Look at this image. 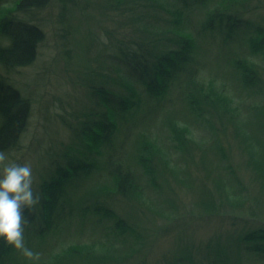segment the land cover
<instances>
[{
	"label": "rangeland",
	"instance_id": "374dc122",
	"mask_svg": "<svg viewBox=\"0 0 264 264\" xmlns=\"http://www.w3.org/2000/svg\"><path fill=\"white\" fill-rule=\"evenodd\" d=\"M134 1L125 0L124 4L127 5L124 8H130L128 4L136 6ZM141 1L151 4L149 0ZM153 1L162 3V0ZM165 1L169 3L168 8L172 9L170 1ZM212 1L215 5L218 0ZM110 4L109 0H51L49 7L32 19L39 22L43 32L35 59L28 66L16 68L9 75L12 84L29 97V118L19 146L5 153L12 162L31 165L33 191L38 195L39 186L43 184L42 175L49 181L56 165H64L66 158L78 160L83 155H90L93 142H89L90 147L87 146V141L78 137V133L81 122H87L86 117L98 109L89 90L106 84L126 98L127 105L135 106L136 109L128 124H118L112 151L115 149L114 153L121 156L122 163L125 166L129 164L140 176L134 186L139 189L136 192L132 190L134 196L129 193L125 197L117 193L114 190L115 177L104 167L102 153L99 151L93 156L91 153L95 161L94 167L82 178L83 186L75 192L78 194H68L72 216L42 237H24L26 246L40 253V259L28 260L16 250L11 254V259L2 264H172L179 258L184 259L179 264H190L189 260L185 261L186 258L195 264H203L207 258L204 248L208 242L228 237L227 233L231 229H238L235 225L240 228L252 227L245 225V222L254 221L251 216L234 219L237 217L235 214L249 215L253 211L258 215L257 220L264 221V188L260 182L255 184V169L250 168L248 156L241 145V137L233 128L235 120L234 123L227 122L233 114L227 112L225 104L234 103L240 118L251 117L256 124L251 123V126L259 135L258 142L264 146V120L258 124L259 121L253 119L257 112L264 115L263 54H252L239 49L232 51L224 47L218 49L216 34L202 35L195 31L193 25H197L199 20L195 27L197 29L205 14L193 8V1L188 0V7L182 6L181 9L186 17L188 14L193 27L190 29L184 25L192 35L187 38L190 39L191 54L199 70L196 83L201 82L204 88H212V91L215 88L216 92L213 95L202 90L187 94L185 91L180 93L179 86H173V90L157 102L148 96L145 85L129 76L122 66H116L115 57L110 56L111 46L121 38H132L138 44L144 43L159 51L160 47L156 46L152 34L154 30L147 28L143 32V25L141 27V24H134L127 17L129 15H123L128 13L123 7L120 8V14L113 15ZM244 4L248 7V15L250 7L254 14L260 13L259 22L264 29V0H246ZM173 8L177 9L174 4ZM144 12L148 22L150 17H154L156 21H173L174 24V16L163 5L157 12L149 11L148 8ZM156 21L152 20L151 23ZM138 27L142 29L139 31ZM154 27L155 25L150 26L156 29ZM159 27L167 29L169 24H159ZM133 32L139 34L133 36ZM247 66L248 78L243 69ZM114 69L118 73L122 71L121 76L129 82L115 78L117 74L113 72ZM256 80H260L263 89L249 87ZM208 93L214 99L212 96L207 97ZM187 95H197L206 100V105L195 109L193 114L185 101ZM95 119L97 120L93 117ZM67 123L71 124V130ZM175 123L188 128L193 137L206 143L207 170L204 168L207 162L205 166L197 162L203 155L195 152L196 162L192 157L194 166L188 170L191 171L190 177H186V169L192 162L185 164L183 156L169 147L171 142L168 136L170 130L175 128ZM209 125L221 134L220 140L212 138ZM141 133L156 136L160 143L169 147L170 162L178 164L183 170L182 180L175 182L166 177L163 165L161 167L157 157H154L150 162V171L156 175L154 184L159 186L158 190L162 193L164 191L162 196L156 195V187L151 184V180V183L144 181V178L140 180L143 170L136 157L142 147L141 143L138 144ZM214 140H219L233 170L243 180L239 188L247 194L242 201L240 193L237 195L236 191L232 192L236 196V203L229 199V206L225 199L226 194L231 196L229 187L224 189L225 184L221 185L217 181V178H223V182L226 180L229 183L226 171L217 165L227 162L221 161L208 148L213 145ZM261 153L264 154V148H261ZM254 157L257 158V155ZM251 162L254 163V160ZM212 163L217 166L213 167ZM208 174L209 178H215L213 184ZM200 182L206 187L200 188ZM235 189L233 186L232 190ZM202 200L205 201V206L201 203ZM151 209L157 212L153 214ZM106 212L117 216L118 222L104 216ZM92 244L97 246L92 248ZM183 252H186V256H183ZM241 264H246V261Z\"/></svg>",
	"mask_w": 264,
	"mask_h": 264
},
{
	"label": "trees",
	"instance_id": "16d2710c",
	"mask_svg": "<svg viewBox=\"0 0 264 264\" xmlns=\"http://www.w3.org/2000/svg\"><path fill=\"white\" fill-rule=\"evenodd\" d=\"M109 1H111L110 10H114L115 7L122 9V7H125L124 5H127V3L124 4L125 0L122 2L121 0ZM169 1L172 9L168 8L169 3L165 0H162V3L158 2L159 4L153 0H149L151 4H147L141 0H135L134 3H136V6L128 4L130 8H124L128 10V13L124 15L132 13L133 15H140L139 17H143L142 15H146L144 12L146 8H148L149 11L153 10L157 12L163 5L164 8L174 16V24L177 25L179 22L178 25L183 27H178L177 30H174L176 38L170 39L171 44L169 45H172L170 51L173 55L171 58H169L166 53H164V56L158 57L154 47L149 48L146 44H138L133 40H125L122 43L119 41L116 42L111 46L110 56L112 55V57H115L116 66H122L124 70L128 72L129 76L142 85H145V87L148 88V96L151 99H155L157 102L159 99L164 98L167 92H171L173 86L176 88L179 86L178 89L180 93L185 91L187 94H194L197 91L204 90L214 95L216 92L215 88H213L212 91V88H204L201 82L196 83L199 70L191 54L190 39L187 38L192 37L190 31L192 25L190 19L184 15V11L181 9L182 6L188 7V5H186L188 0ZM192 1L193 8L204 13L206 23L221 36L222 40L217 44L218 49L221 47L230 48V45H226V43L223 42H227L238 32L243 33L253 28L254 31H256V39L259 42L257 45H252L251 48L249 47L248 52L252 54H258L260 52L264 56V29H260L261 24L257 26L258 20H252L245 16V12H248V7L244 4L246 0H218L215 5L212 0ZM9 2L12 4L8 5ZM50 2L51 0H0V72H3L0 73V151L5 152L16 149L20 144L22 133L25 130L30 113L29 97L21 93L12 84L9 75H11L16 68L28 66L35 59L38 45L43 39V32L41 26L32 19L37 13L47 9ZM172 3L177 9L173 8ZM179 3L180 6H177ZM249 10L250 14L253 15L254 13L251 7ZM255 15H260V13ZM24 16L29 18L24 19ZM184 25L190 29H185ZM153 51H155V53ZM241 63L244 64L243 61ZM238 68L240 70V67ZM243 69H245L248 78L247 71H249V67L247 66ZM111 71L112 68L110 69V72ZM113 72L117 74L115 78L122 79V81L128 80L121 76L122 71L118 73V70L114 69ZM180 81H182L183 85ZM124 84L127 85V83ZM254 86L263 89L260 80L251 83L249 87L251 88ZM102 87H92V89L89 90L92 100L98 109H96L94 113L92 112L90 116L86 117L88 119L87 122H81L78 133V137H83L82 139L87 141V146L92 142L97 145V151H90V155L88 156L83 155L82 158L87 160V164L83 167V170L85 175L90 173L95 164L92 156L100 151L104 157V167L115 177L114 190L126 197L129 193L132 195L134 194L132 190L136 192V189H139V187L135 188L134 186L136 180H138L140 176L131 169L129 164L125 166L122 163L121 156L116 155L115 149L112 151V147L118 124H128L136 109L135 106L127 105V99H124L116 90L107 87L106 84ZM151 90L154 93L151 92ZM155 93L156 95H154ZM210 96L212 95L208 93L207 97ZM192 98L193 100H191ZM185 101L191 109L190 112L193 114L195 109L206 105V100L201 99L197 95L194 97H189V95H187ZM225 104L228 107L227 112L233 114L232 117L230 116L227 119V122L234 123L235 120L236 125L233 126V128L236 134L239 133L238 135L241 137V145L248 156L250 168L255 169V171H253L255 173V184L260 182L262 188H264V154L261 153V148H264V146L258 142L259 135L251 126V123L255 124V122L251 117H249L250 119L240 118L234 103ZM103 110L105 111L102 112ZM93 117H96L97 120H93ZM253 119L258 120L259 122L257 123L259 124L264 120V115L257 112L253 115ZM143 120H145V118H143ZM174 125L175 128L170 130V135L168 136V140L171 142L169 147L178 151L183 156L185 164H188L189 161L192 162V157L193 161L196 162L194 160V153L197 152L198 154L199 152V154L203 156L199 158L197 162L205 166L207 162L205 154L208 151L204 146L206 143L193 137L191 131L183 125L177 123ZM67 127L70 130L72 129L69 123H67ZM209 127L211 128L212 133L210 134L212 138L219 139V135L221 134L218 133L217 129H213L211 125H209ZM157 139L156 136L141 133L138 144L140 145L141 143L142 147L138 150V153H140L138 157H136V160L141 164L143 170L140 180L144 178V181L147 180L149 183L152 181L151 184L156 187L154 192L156 195L162 196L164 195V191L162 193V191L158 190L159 186L154 184L156 175L153 171H150V162L154 157H157V161L161 167L163 165L162 168H164L163 170L166 173V177H170V179H173L175 182L182 180L181 175L183 174V170L179 168L178 164L173 165L170 162L169 147L160 143ZM219 140H214L213 145H210L208 148L212 149L214 154H217L221 161L227 162L226 164L222 163L223 165H221V163L217 165L224 168L222 170L226 171L225 174L226 177H228L229 183H227L226 180L225 182L227 184L223 182V178H217V181L220 184L224 183L226 185H223L224 189L229 187L228 189L231 196L226 194L225 197L229 206L230 201L235 202L234 200H236V196H233L232 192L236 191L237 195L240 193L239 195L242 196L241 199L243 198L242 201L247 194L243 189L239 188L243 180L235 173V170H233L234 168L225 156L218 142ZM255 155H257V158L254 157ZM252 159L254 163L251 162ZM255 160L257 162H255ZM217 165H213V167ZM193 166V162L191 164L189 163L185 173L186 177H190L191 171L188 172V170ZM207 166L208 162L204 167L206 170ZM77 167H64L62 168L64 169L63 177L58 179V177L52 175L48 184L39 186L38 195L40 197V202L34 207L25 209L24 211L26 219L24 237L30 235L42 237L46 233L48 234L54 229H57L66 218L69 219V217L72 216V204L68 201L69 191H67L69 184L67 183L72 181V186H75L77 190H81L83 185L82 180L79 178V168ZM209 177L210 174H208V178ZM186 179H184V181H186ZM211 180L213 184L215 178ZM199 186L203 188L205 185L203 182H200ZM233 186L236 187L235 190H232ZM71 194L76 195L78 193H70L69 195ZM229 199L233 200L229 201ZM219 202L221 201H218V203ZM201 203L205 206L204 200H202ZM150 211L153 214L157 212L152 209ZM103 215L111 217L115 223L118 222L117 216L112 215L110 212H106ZM235 215H237V217L234 219H242V217L251 216L254 221L245 222V225H252V227L247 228L250 227L247 226L246 228H240L239 225H235L238 226V229H231L227 233L228 237H224V239L221 240L214 239L208 242L204 248L207 258L205 262L202 261L204 262L203 264H241L244 261H246V264H264V221L257 220L256 217L258 215L253 211H250L249 215L244 213H237ZM228 223L234 224L232 222ZM230 227L231 226H229V228ZM96 246L97 244H92L91 247L94 248ZM15 251L16 249L12 246L0 240V264L8 260ZM185 253L186 252H183V256H186ZM183 260L184 259L179 258L172 264H179V262ZM186 260H189L190 264H195L191 259L186 258L185 261Z\"/></svg>",
	"mask_w": 264,
	"mask_h": 264
},
{
	"label": "clouds",
	"instance_id": "9594fccd",
	"mask_svg": "<svg viewBox=\"0 0 264 264\" xmlns=\"http://www.w3.org/2000/svg\"><path fill=\"white\" fill-rule=\"evenodd\" d=\"M39 202V195L33 191L31 165L12 162L4 151H0V240L34 261L40 259V253L25 244L24 211Z\"/></svg>",
	"mask_w": 264,
	"mask_h": 264
},
{
	"label": "bare ground",
	"instance_id": "6f19581e",
	"mask_svg": "<svg viewBox=\"0 0 264 264\" xmlns=\"http://www.w3.org/2000/svg\"><path fill=\"white\" fill-rule=\"evenodd\" d=\"M120 10L121 9L119 7H115V9L114 10H110V12L113 13V15H115V14H120ZM139 16L140 15H133L132 13H129V16H127V17L131 18L132 21L134 22V24H141V25H143L144 26L143 32H146L147 28L149 30H154L153 33H152L153 36H154V42L157 44L156 45L157 47H160L158 49L159 51L156 50V55L158 57H161V56H164V53H166V55L168 54L167 56L169 58H171L173 55H172V52L170 51V49H172V45H169V44H171L170 43V39L176 38V35L174 33V30H177L178 27H179V25H175L171 21H167V22H163V21H160V20L156 21L154 17H150L149 22H148V20L146 18V15H142L143 17H139ZM245 16L247 18H249V19H252V20H258V25L257 26H259V24H261L259 22V21H261L259 19L260 18L259 15H255V14L248 15L245 12ZM187 17L189 19L188 14H187ZM202 19H203V21L200 23V25H199V27L197 29L195 27L199 24V20L197 21V23H198L197 25H193L195 31L198 34H202V35L205 34V33L216 34V36H217V43L216 44H218L219 41L222 40L221 39V36L219 34L217 35V33L214 31V29L211 28L206 23L205 18H202ZM152 20H154L156 22H154V24H152L151 23ZM37 24H39V22H37ZM159 24H169V27L167 29H163V28L159 27ZM152 25H155L156 29L150 28V26H152ZM141 27H138L137 29H139V31H140L142 29ZM191 28H193V27H191ZM260 29L263 30V28H260ZM255 32L256 31H254L253 28H251V29H249V30H247L246 32H243V33H239L238 32L234 37H232L230 40H228L226 42V45H230L229 47H230V49L232 51H234L235 49H239V50H241L243 52H248L249 47L251 48L252 45H257V43L259 42L256 39ZM138 34H139L138 32H133L132 33L133 36H137ZM155 37H157V38H155ZM168 39H169V41H168ZM125 40L129 41V40H132V38L131 39L121 38L119 40V42L122 43ZM236 45L239 46L240 48H237ZM161 48H162V50H161ZM163 50H165L166 52H164V53L161 52ZM90 149H91L90 151H97V145L96 144L92 145L90 147ZM86 162H87V160L86 159H83V158L78 159V160H72L70 158L69 159L66 158V162H65L64 165H60V164L56 165L57 168H54V171L52 172V175H54V177H58V179H60V177H63V171H64V169H62V168H64V167L73 168V167H77L78 166L77 167V168H79V172L78 173L80 175L79 178H80V180H83L82 178L85 176V172L83 170V167L87 164ZM42 180H43L42 181L43 184H48L50 182V180L47 181V179H45L43 177V175H42ZM67 184H69L68 185V190H67V191H69V194L70 193H75L77 191V188L75 186L74 187L72 186L73 185L72 181L68 182Z\"/></svg>",
	"mask_w": 264,
	"mask_h": 264
}]
</instances>
